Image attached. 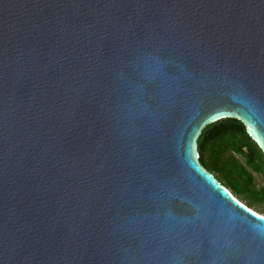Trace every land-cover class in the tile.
Returning a JSON list of instances; mask_svg holds the SVG:
<instances>
[{
	"label": "water",
	"instance_id": "1",
	"mask_svg": "<svg viewBox=\"0 0 264 264\" xmlns=\"http://www.w3.org/2000/svg\"><path fill=\"white\" fill-rule=\"evenodd\" d=\"M228 118L264 155V0H0V264H264Z\"/></svg>",
	"mask_w": 264,
	"mask_h": 264
},
{
	"label": "trees",
	"instance_id": "2",
	"mask_svg": "<svg viewBox=\"0 0 264 264\" xmlns=\"http://www.w3.org/2000/svg\"><path fill=\"white\" fill-rule=\"evenodd\" d=\"M198 151L202 166L212 174H219L216 178L232 194L247 195L251 203L264 201V187L259 190L252 187L253 175L249 171L261 174L264 179V155L241 121L228 118L205 127L198 138ZM234 153L244 157L245 165ZM251 203L246 206L252 210Z\"/></svg>",
	"mask_w": 264,
	"mask_h": 264
},
{
	"label": "rangeland",
	"instance_id": "3",
	"mask_svg": "<svg viewBox=\"0 0 264 264\" xmlns=\"http://www.w3.org/2000/svg\"><path fill=\"white\" fill-rule=\"evenodd\" d=\"M234 155L240 161V163H242V164L245 165V159H244V157H242L239 154H235V153H234ZM249 171L253 175V186L252 187L255 190H259V189L263 188L264 187V179H263V176L261 174H258L256 172L252 171L251 169H249ZM213 175L215 177H218L219 176V174H217V173H213ZM229 191L232 193V190L231 189H229ZM233 196L236 197V198H238L239 200H241L245 205H248L249 202L251 203V201L248 199L247 195L246 196H239V195H235L233 193ZM251 206H252L251 207L252 210H254V211H256L259 214H261V215L264 216V201L261 202V203H259V204L251 203Z\"/></svg>",
	"mask_w": 264,
	"mask_h": 264
}]
</instances>
